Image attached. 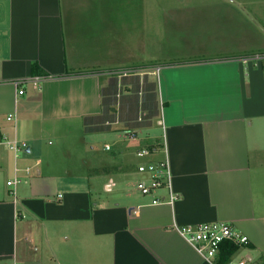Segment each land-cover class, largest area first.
Returning a JSON list of instances; mask_svg holds the SVG:
<instances>
[{"label": "crops", "instance_id": "1", "mask_svg": "<svg viewBox=\"0 0 264 264\" xmlns=\"http://www.w3.org/2000/svg\"><path fill=\"white\" fill-rule=\"evenodd\" d=\"M154 8L191 10L169 15L173 24L193 25L187 35L195 52L174 63L153 54L137 63V41L153 26ZM256 53H264V0H0V133L29 147L17 155L0 149V264H216L175 229L214 222L249 238L233 261L264 264V64L240 61ZM151 66L162 67L148 103L156 115L139 127L134 145L101 159L92 175L62 172L51 138L58 127L102 114L115 78L99 74ZM37 76L49 79L40 87L13 83ZM149 76H139L142 86ZM130 78H116L111 125L124 130L149 115L144 92L123 86ZM152 128L162 135L139 138ZM164 143L173 205L153 203L168 200L166 191L142 196L131 165L132 158L160 160V152L142 159L137 151ZM27 167L32 174L20 173L14 197L7 182Z\"/></svg>", "mask_w": 264, "mask_h": 264}, {"label": "rangeland", "instance_id": "2", "mask_svg": "<svg viewBox=\"0 0 264 264\" xmlns=\"http://www.w3.org/2000/svg\"><path fill=\"white\" fill-rule=\"evenodd\" d=\"M163 1L166 2L172 0ZM171 11H178L180 13L191 12V10L187 9L167 10L154 8L152 10V14H150L154 21L153 26H146L148 31L140 36V41H137V63L144 62L145 60L149 59L152 54L154 57L168 61L166 63H169L170 61H173L172 63H174V61H181L179 59L182 58L181 56L183 54L195 52L194 50H196V43L194 45L190 37L187 35V32L189 31L188 26L193 25L183 24V26H179L173 24L174 22L169 15V12ZM191 35H193L194 38V31L191 32ZM114 69L116 68H106L102 73H100V76L105 78L107 77L106 74L115 71ZM144 70L142 69V71ZM109 77L117 78L111 75ZM142 77L143 76H141V78ZM156 77L157 76L154 75L149 76V81L157 84ZM115 99L116 108H118V98ZM119 115L120 117L123 115L122 108L119 111ZM145 115L146 114L144 113V116ZM143 118L145 120V117ZM143 118L140 119L143 120ZM97 122L98 121L95 122L93 120H83L80 122L65 124L57 128L59 137H52L50 142L52 145L51 148L57 150L61 149V151L59 150V152H57L56 156L58 157L59 162H64V165L59 166V169H61L62 172L68 170L74 173L85 172L89 175H92L94 169L99 166L97 163L101 159H113L115 155L119 154L123 147L127 148L128 146L131 147L134 145V143H131L130 139L128 138L127 132L131 130H139V128H130L128 130H124L123 128H126V125L123 126L118 124L113 126L111 125L108 129L104 128L103 131L96 132L93 131L89 125L92 123L91 125L94 129V126L97 124ZM138 132L139 138H141V140L146 139L147 135H162V130H157L155 128L150 130H140ZM106 144L111 146L112 151H107L104 149ZM46 145H48V141H46ZM93 148L94 150H92ZM131 160L133 169H137L140 161L136 158H132ZM88 163H90V165L87 166ZM133 181L134 180L131 181V184L134 183ZM122 189H127V182L122 187ZM119 194L120 192H115L112 194V196L114 195L118 197ZM104 196L106 197L107 195L105 194Z\"/></svg>", "mask_w": 264, "mask_h": 264}, {"label": "built area", "instance_id": "3", "mask_svg": "<svg viewBox=\"0 0 264 264\" xmlns=\"http://www.w3.org/2000/svg\"><path fill=\"white\" fill-rule=\"evenodd\" d=\"M240 61L245 66L261 65L264 64V53L251 54L241 58ZM140 71L142 70L129 68L123 70H115L106 75H111L117 78H128L133 76L145 75H154L159 77V74L162 71V67L152 66L145 68V70L142 72ZM47 79H49L48 76H37L16 80L13 83L18 87H24L27 84L33 85L35 87H40L42 82L46 81ZM24 93V89L19 90L20 95H23ZM14 118L15 116L13 114H10L8 120L12 121L14 120ZM157 124L159 126H164L162 120H158ZM127 136L130 141L135 142L138 138L137 130H131L127 132ZM1 148H7L16 155L20 152H27V150L29 149L28 144L20 142L18 140H10L0 133V149ZM105 149L109 151L111 150V146L106 145ZM158 152L163 154V157L160 160L144 161L139 165L138 174L140 176V179L135 186L137 191L144 197L155 196L160 191H166L168 193V200L156 197L153 200V203H168L170 205H173L178 200V195L173 191V175L171 171L166 143H164L163 146H161L159 149L155 147L140 149L137 151V156L142 159H148ZM38 165L39 162L36 163V166ZM32 171V167H27L25 169H15V177L7 182V185L12 189V195L14 197H16L17 187L23 182V178L20 176V173L23 172L30 176L32 174ZM107 191L109 192L111 191V189L108 187ZM175 229L200 256H202L206 261L212 263L219 254L220 249L224 243L231 242L240 248L245 247L249 244V238L246 235L236 229L232 224L226 222L201 223L183 227L175 226ZM230 264L253 263L250 259H241L232 261Z\"/></svg>", "mask_w": 264, "mask_h": 264}, {"label": "trees", "instance_id": "4", "mask_svg": "<svg viewBox=\"0 0 264 264\" xmlns=\"http://www.w3.org/2000/svg\"><path fill=\"white\" fill-rule=\"evenodd\" d=\"M39 73H41L40 71H38ZM42 74V73H41ZM130 81H123V86H127V89L129 93H139L141 91L144 92V110L149 112V115L147 117H145V121L141 124L138 125L139 127H143L145 125H150L149 124V119H151V117L156 115V111L153 109V107L151 105H148V103H151L150 101L154 98V94H155V90L157 88V84L150 82L149 80H145L144 85L142 86L140 84V77L139 76H134L130 78ZM148 79V78H146ZM117 89H118V82L117 79L115 78V80H111L109 88L107 90L104 91V99H103V94H102V99H103V103H102V114L98 117H91L88 118L87 121L89 120H93V121H98L97 124L94 126L95 128L93 129V126L90 124V128L93 131H103V129H108L111 124L116 122L117 119V108H116V99H115V94L117 93ZM130 99H132L130 97ZM125 100H123L124 103ZM125 108V107H124ZM132 112H130L129 114H131ZM127 109L126 111L123 110V115H122V120H124L125 115H127ZM137 126V125H134ZM134 126H131L132 128ZM101 129V130H100ZM239 251V247L236 246L235 244L231 243V242H227L224 243L220 249L219 254L217 255L216 258V264H230L235 255L238 253Z\"/></svg>", "mask_w": 264, "mask_h": 264}]
</instances>
